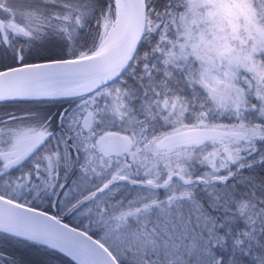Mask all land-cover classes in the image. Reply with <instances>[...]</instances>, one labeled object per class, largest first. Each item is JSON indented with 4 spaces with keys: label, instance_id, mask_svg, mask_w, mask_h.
<instances>
[{
    "label": "snow or ice",
    "instance_id": "snow-or-ice-1",
    "mask_svg": "<svg viewBox=\"0 0 264 264\" xmlns=\"http://www.w3.org/2000/svg\"><path fill=\"white\" fill-rule=\"evenodd\" d=\"M0 264H264V0H0Z\"/></svg>",
    "mask_w": 264,
    "mask_h": 264
},
{
    "label": "flooded vegetation",
    "instance_id": "flooded-vegetation-1",
    "mask_svg": "<svg viewBox=\"0 0 264 264\" xmlns=\"http://www.w3.org/2000/svg\"><path fill=\"white\" fill-rule=\"evenodd\" d=\"M67 222H69V223H74V221H70V220H66Z\"/></svg>",
    "mask_w": 264,
    "mask_h": 264
},
{
    "label": "water",
    "instance_id": "water-1",
    "mask_svg": "<svg viewBox=\"0 0 264 264\" xmlns=\"http://www.w3.org/2000/svg\"><path fill=\"white\" fill-rule=\"evenodd\" d=\"M65 222H67V221H65Z\"/></svg>",
    "mask_w": 264,
    "mask_h": 264
},
{
    "label": "trees",
    "instance_id": "trees-1",
    "mask_svg": "<svg viewBox=\"0 0 264 264\" xmlns=\"http://www.w3.org/2000/svg\"><path fill=\"white\" fill-rule=\"evenodd\" d=\"M74 224V223H73Z\"/></svg>",
    "mask_w": 264,
    "mask_h": 264
}]
</instances>
